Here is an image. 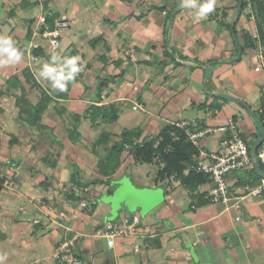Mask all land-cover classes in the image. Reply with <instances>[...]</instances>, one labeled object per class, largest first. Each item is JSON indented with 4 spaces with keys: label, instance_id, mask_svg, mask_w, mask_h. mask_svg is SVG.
<instances>
[{
    "label": "crops",
    "instance_id": "0c3cea01",
    "mask_svg": "<svg viewBox=\"0 0 264 264\" xmlns=\"http://www.w3.org/2000/svg\"><path fill=\"white\" fill-rule=\"evenodd\" d=\"M196 11L181 0H0V34L23 53L16 63L0 55V264H59L67 240L84 264H264L254 165L230 174L229 203L214 204L212 180L190 170L199 150L175 126L233 119L256 144L264 18L237 0H216L194 23ZM43 16L68 22L57 48L41 36ZM53 52L83 68L63 92L34 75ZM127 140L152 143L150 161L118 155ZM131 216L138 224L114 248L94 237Z\"/></svg>",
    "mask_w": 264,
    "mask_h": 264
},
{
    "label": "built area",
    "instance_id": "2783aa9c",
    "mask_svg": "<svg viewBox=\"0 0 264 264\" xmlns=\"http://www.w3.org/2000/svg\"><path fill=\"white\" fill-rule=\"evenodd\" d=\"M40 23L45 26L41 33L42 38L51 42L55 41L54 47L60 46V35L68 27L66 18L55 23V29L50 31L47 26L46 16L40 18ZM36 48V46H35ZM257 73H264V52L261 53L260 63L254 68ZM134 109L142 110V106H135ZM261 123L264 127V108L261 109ZM195 122L180 121L175 126L185 131L191 143L199 150V157L191 165L190 170L196 174L209 176L215 185L213 192L207 197L214 204L227 205L229 203L228 177L232 173L244 172L254 165V159L247 143L245 142L238 124L229 120L227 124L218 128L195 129ZM221 133L224 137L219 142L216 151H206L202 147V140L209 135ZM127 151L129 147L127 146ZM256 161L264 171V140L258 147ZM261 177V176H260ZM261 186L256 189L254 195H264V177H261ZM85 207V203H81ZM65 218V214H61ZM139 222L138 216L124 217L119 222H106L95 233V238H104L109 248H114L119 238L130 235ZM74 240H67L60 244L57 260L59 264H84L83 261L74 257L72 246Z\"/></svg>",
    "mask_w": 264,
    "mask_h": 264
},
{
    "label": "clouds",
    "instance_id": "9594fccd",
    "mask_svg": "<svg viewBox=\"0 0 264 264\" xmlns=\"http://www.w3.org/2000/svg\"><path fill=\"white\" fill-rule=\"evenodd\" d=\"M216 0H181V7L197 9L194 23L200 22L215 11ZM55 46L56 42L52 41ZM0 55L6 56L4 63H16L22 58L23 53L15 46V42L8 36L0 34ZM79 57H65L61 59L59 54L53 52L50 62L43 64L35 77L38 81H49L53 89L66 91L69 82H75L76 76L83 71L78 66ZM3 258H0L2 260Z\"/></svg>",
    "mask_w": 264,
    "mask_h": 264
},
{
    "label": "trees",
    "instance_id": "16d2710c",
    "mask_svg": "<svg viewBox=\"0 0 264 264\" xmlns=\"http://www.w3.org/2000/svg\"><path fill=\"white\" fill-rule=\"evenodd\" d=\"M237 3L240 7V10L241 12L246 9L249 5L253 8L255 14H259V17L261 16V19L262 17L264 18V0H237ZM47 20V26L49 28L50 31L54 30L55 29V21L54 19L51 17H47L46 18ZM263 20V19H262ZM252 46V45H251ZM263 108H264V105H263ZM118 115H115L111 120L112 121H117L118 120ZM260 137V134L257 136L256 139H258ZM126 142H129V144L127 143L126 145H122V146H118L115 148V150L117 151V154L121 155L123 153V151H125L127 149V146L129 147V151L130 153H132L133 151V155L135 156V159L138 160V161H141V162H149V152H151L153 150V144L150 143V144H146L144 146H141V144H135L131 141H126ZM248 145V144H247ZM249 147V150L251 151L252 147L251 146H248ZM258 151V149H257ZM195 176H198V177H205V178H209V176H206L204 174H196L194 172H192ZM84 193V191L82 192ZM81 197L82 199L80 201H85V198L84 196L81 194Z\"/></svg>",
    "mask_w": 264,
    "mask_h": 264
},
{
    "label": "water",
    "instance_id": "95a60500",
    "mask_svg": "<svg viewBox=\"0 0 264 264\" xmlns=\"http://www.w3.org/2000/svg\"><path fill=\"white\" fill-rule=\"evenodd\" d=\"M206 72L208 74V76L210 75L211 73V70L210 68H206ZM218 97L220 98H223V99H226V100H233V98H231L230 96H227V95H224V94H219ZM253 118L255 119L257 125H258V128H259V131H260V138L259 140L256 142V144L252 147L251 149V155L254 159V168L257 172V174L261 177H264V171L261 169L260 165L258 164V162L256 161V157H257V149L258 147L261 145L262 141L264 140V127L261 123V119L259 117H256L255 115H252Z\"/></svg>",
    "mask_w": 264,
    "mask_h": 264
},
{
    "label": "rangeland",
    "instance_id": "374dc122",
    "mask_svg": "<svg viewBox=\"0 0 264 264\" xmlns=\"http://www.w3.org/2000/svg\"><path fill=\"white\" fill-rule=\"evenodd\" d=\"M253 146H254V145H253ZM6 242L9 243V241H6ZM7 245H8V244H7ZM46 250H47V253H46V254H47V256H50V258H51V259H50V262L52 263V261H53L52 259H53V258H52V254H51V249H50V247H48ZM49 250H50V252H48ZM0 255H2V252H1ZM33 255H34V253L31 252V254H30L29 256H30V257H34ZM29 256H28V257H29ZM14 259H16L15 256H14ZM23 259H24V258H23ZM16 264H18V262H17ZM20 264H22V262H21ZM23 264H24V263H23Z\"/></svg>",
    "mask_w": 264,
    "mask_h": 264
}]
</instances>
